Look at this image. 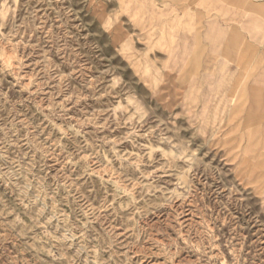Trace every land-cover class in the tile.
<instances>
[{"label":"rangeland","instance_id":"rangeland-1","mask_svg":"<svg viewBox=\"0 0 264 264\" xmlns=\"http://www.w3.org/2000/svg\"><path fill=\"white\" fill-rule=\"evenodd\" d=\"M257 85L264 0H0V264H264Z\"/></svg>","mask_w":264,"mask_h":264},{"label":"crops","instance_id":"crops-1","mask_svg":"<svg viewBox=\"0 0 264 264\" xmlns=\"http://www.w3.org/2000/svg\"><path fill=\"white\" fill-rule=\"evenodd\" d=\"M254 94L256 95L253 99L252 106L255 109L259 110L260 108H264V89L262 86L257 85L254 88ZM252 108V107H251ZM254 114V113H252ZM255 115V114H254ZM253 116V115H252ZM250 116V117H252ZM246 119V117H245ZM242 119L239 124L236 126L238 129V134L234 136L232 139L231 136H227L224 139V144L230 140L235 142H243L244 144L241 145L242 149L245 151L247 144L249 143L250 139L255 140L257 142V151L253 154V157L260 156L262 152H264V136L261 133H254L250 130L249 127L246 126V120ZM252 156V154H250Z\"/></svg>","mask_w":264,"mask_h":264}]
</instances>
